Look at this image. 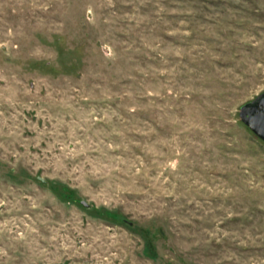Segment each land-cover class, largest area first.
Listing matches in <instances>:
<instances>
[{
	"label": "rangeland",
	"instance_id": "obj_1",
	"mask_svg": "<svg viewBox=\"0 0 264 264\" xmlns=\"http://www.w3.org/2000/svg\"><path fill=\"white\" fill-rule=\"evenodd\" d=\"M263 92L264 0H0V264H264Z\"/></svg>",
	"mask_w": 264,
	"mask_h": 264
},
{
	"label": "water",
	"instance_id": "obj_2",
	"mask_svg": "<svg viewBox=\"0 0 264 264\" xmlns=\"http://www.w3.org/2000/svg\"><path fill=\"white\" fill-rule=\"evenodd\" d=\"M239 116L241 121L264 141V92L243 104ZM81 203L87 205L84 200Z\"/></svg>",
	"mask_w": 264,
	"mask_h": 264
}]
</instances>
